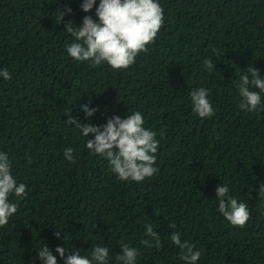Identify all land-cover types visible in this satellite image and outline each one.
Segmentation results:
<instances>
[{
  "label": "trees",
  "instance_id": "trees-1",
  "mask_svg": "<svg viewBox=\"0 0 264 264\" xmlns=\"http://www.w3.org/2000/svg\"><path fill=\"white\" fill-rule=\"evenodd\" d=\"M100 0H96V6ZM82 0H0V151L7 152L27 196L10 197L18 211L0 227V264H42L47 243L66 255L92 245L110 250L118 264L121 242L138 251L136 264H185L169 235L201 251L197 264H264V93L255 111L238 107L237 82L249 66L264 77V0H159L164 23L155 43L127 69L92 66L66 52L73 42L65 25L80 26ZM71 7L57 23L64 7ZM214 49L222 53L217 58ZM211 58V72L203 64ZM204 87L215 114L192 111L190 92ZM258 91V89H257ZM82 105L98 110L92 123L135 111L156 132L158 173L142 182L122 181L106 158L86 148V138L66 123L68 111L82 123ZM73 149L75 162L64 156ZM244 202V227L218 211L217 185ZM152 224L162 247L142 244ZM174 223L176 228H170ZM61 231L63 238L55 232Z\"/></svg>",
  "mask_w": 264,
  "mask_h": 264
},
{
  "label": "clouds",
  "instance_id": "clouds-1",
  "mask_svg": "<svg viewBox=\"0 0 264 264\" xmlns=\"http://www.w3.org/2000/svg\"><path fill=\"white\" fill-rule=\"evenodd\" d=\"M80 7L86 13L95 7L98 20L86 15L80 26H74L73 21H68L64 31L74 39L66 45V52L71 58L89 61L94 67L106 62L114 70L129 68L136 62L139 54L149 50V44L155 43L164 23V9L159 0H100L98 6L96 0H82ZM58 10L60 15L55 17L57 23L63 22L65 14L73 11L67 6ZM213 51L217 58L222 54L216 49ZM203 64L210 72L216 68V63L211 58L205 59ZM0 77L9 80L11 73L7 69H0ZM237 88L238 107L245 111L257 110L262 101L261 93H264V77L260 70L249 66L245 74L239 75ZM190 98L192 111L200 118H210L215 114L209 92L204 87L193 89ZM81 107L89 122H80L69 110L66 123L74 124L86 138L90 133L94 135L93 139L86 140V148L94 155L106 158L110 170L118 179L142 182L158 173L159 169L154 165L159 141L156 139V132L144 127V117L140 111L124 118L119 115L109 117L105 124L98 126L90 122L98 109L89 105ZM64 156L75 162L71 147L64 150ZM26 187L24 183L18 184L13 176L8 153L0 151V227L6 226L18 211V203L12 202L10 197L15 195L23 199L27 196ZM257 190L259 197L264 199V182L259 184ZM216 192L219 213L232 226L244 227L251 216L247 204L230 195L226 184L217 185ZM169 227L176 228V225L169 223ZM145 229V236L151 239H143L142 244L148 248H161L160 235L152 224H146ZM61 233L57 230L55 236L65 240V235L62 237ZM169 239L181 250L180 258L185 264H197L201 251L194 244L182 240L178 231L172 232ZM120 247L122 251L116 255L118 264H136L137 249L123 242ZM55 251L64 258V264H109L110 250L99 244L92 245L90 255H83L80 250L66 255V249L62 246H57ZM37 256L42 264H58L57 256L47 243L38 249Z\"/></svg>",
  "mask_w": 264,
  "mask_h": 264
}]
</instances>
